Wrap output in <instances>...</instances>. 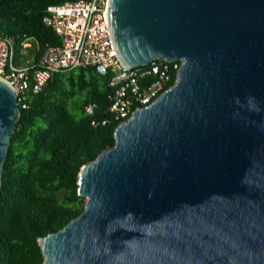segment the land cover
Masks as SVG:
<instances>
[{
	"label": "water",
	"instance_id": "water-1",
	"mask_svg": "<svg viewBox=\"0 0 264 264\" xmlns=\"http://www.w3.org/2000/svg\"><path fill=\"white\" fill-rule=\"evenodd\" d=\"M125 67L179 60L76 176L41 264H264V0H107ZM19 107L0 78V177Z\"/></svg>",
	"mask_w": 264,
	"mask_h": 264
},
{
	"label": "trees",
	"instance_id": "trees-1",
	"mask_svg": "<svg viewBox=\"0 0 264 264\" xmlns=\"http://www.w3.org/2000/svg\"><path fill=\"white\" fill-rule=\"evenodd\" d=\"M63 1L0 0V37L14 41L16 65L23 61L22 42L32 43L31 60L60 45L41 18L47 5ZM111 91L108 75L85 66L58 72L40 91L27 93L1 168L0 264H41L37 239L82 211L79 168L112 146L120 122L108 111ZM88 102L90 114L83 109Z\"/></svg>",
	"mask_w": 264,
	"mask_h": 264
},
{
	"label": "built area",
	"instance_id": "built-area-1",
	"mask_svg": "<svg viewBox=\"0 0 264 264\" xmlns=\"http://www.w3.org/2000/svg\"><path fill=\"white\" fill-rule=\"evenodd\" d=\"M106 6L107 0H65L47 5L41 21L60 38V45L46 47L35 60H23L18 65L14 41L0 37V78L11 86L18 107L24 108L27 93L40 91L54 74L78 67L90 66L96 73L108 75L112 88L108 111L120 122L171 85L179 60L155 59L130 68L120 62L111 43ZM21 47H29V42H22ZM93 107L88 102L83 109L90 114Z\"/></svg>",
	"mask_w": 264,
	"mask_h": 264
},
{
	"label": "rangeland",
	"instance_id": "rangeland-1",
	"mask_svg": "<svg viewBox=\"0 0 264 264\" xmlns=\"http://www.w3.org/2000/svg\"><path fill=\"white\" fill-rule=\"evenodd\" d=\"M30 46H32V43H29V47H27V48H23L22 50H21V56H20V58H22L23 60H28L29 59V55L31 54V50L30 49H32V47H30Z\"/></svg>",
	"mask_w": 264,
	"mask_h": 264
}]
</instances>
